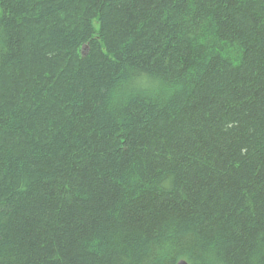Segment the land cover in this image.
I'll use <instances>...</instances> for the list:
<instances>
[{"label":"trees","instance_id":"trees-1","mask_svg":"<svg viewBox=\"0 0 264 264\" xmlns=\"http://www.w3.org/2000/svg\"><path fill=\"white\" fill-rule=\"evenodd\" d=\"M0 8V264H264V0Z\"/></svg>","mask_w":264,"mask_h":264},{"label":"water","instance_id":"water-1","mask_svg":"<svg viewBox=\"0 0 264 264\" xmlns=\"http://www.w3.org/2000/svg\"><path fill=\"white\" fill-rule=\"evenodd\" d=\"M178 264H188V263L186 261H184V260H181V261H179Z\"/></svg>","mask_w":264,"mask_h":264},{"label":"rangeland","instance_id":"rangeland-1","mask_svg":"<svg viewBox=\"0 0 264 264\" xmlns=\"http://www.w3.org/2000/svg\"><path fill=\"white\" fill-rule=\"evenodd\" d=\"M0 15H1V8H0Z\"/></svg>","mask_w":264,"mask_h":264}]
</instances>
